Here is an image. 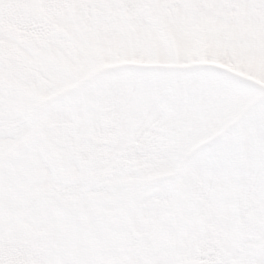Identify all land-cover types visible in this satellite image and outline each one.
Returning <instances> with one entry per match:
<instances>
[{
  "label": "snow or ice",
  "instance_id": "6c2138e0",
  "mask_svg": "<svg viewBox=\"0 0 264 264\" xmlns=\"http://www.w3.org/2000/svg\"><path fill=\"white\" fill-rule=\"evenodd\" d=\"M0 264H264V0H0Z\"/></svg>",
  "mask_w": 264,
  "mask_h": 264
}]
</instances>
